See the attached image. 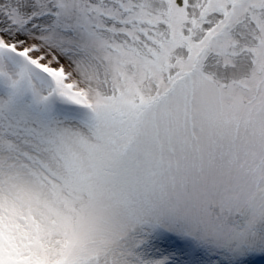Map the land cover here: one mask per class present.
<instances>
[{"label": "snow or ice", "instance_id": "1", "mask_svg": "<svg viewBox=\"0 0 264 264\" xmlns=\"http://www.w3.org/2000/svg\"><path fill=\"white\" fill-rule=\"evenodd\" d=\"M0 264H264V0H0Z\"/></svg>", "mask_w": 264, "mask_h": 264}]
</instances>
